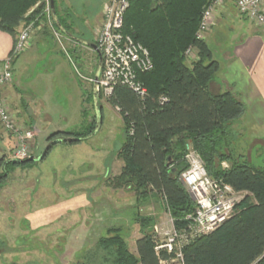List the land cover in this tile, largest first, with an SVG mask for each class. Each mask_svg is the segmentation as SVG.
I'll use <instances>...</instances> for the list:
<instances>
[{
	"label": "rangeland",
	"instance_id": "1",
	"mask_svg": "<svg viewBox=\"0 0 264 264\" xmlns=\"http://www.w3.org/2000/svg\"><path fill=\"white\" fill-rule=\"evenodd\" d=\"M46 2L45 21L19 28L20 33L33 22L42 26L15 59L13 92L2 95L17 124L33 138L28 142L29 155L17 159L13 152L18 139L13 133L3 134L0 160L24 161L32 156L37 160L8 164L6 169L5 163L0 165V174L7 173L0 182V264H108L105 253L98 250L107 230L120 228L137 253L136 240L142 235L137 217L153 218L152 224L165 222L167 202L154 194L140 199L130 186L114 185L124 166L119 155L125 141L123 119L107 97L98 95L96 103L92 80L99 65L97 52L59 32L60 40ZM58 3L59 14L68 18L74 34L97 44L102 22L95 14L97 2ZM245 122L250 121H239L241 127ZM253 128H247L244 137L231 139L232 148L264 167V145H251L249 139L253 131L260 135L264 129ZM89 131L93 133L86 139L58 142L38 159L52 141L84 137Z\"/></svg>",
	"mask_w": 264,
	"mask_h": 264
},
{
	"label": "trees",
	"instance_id": "2",
	"mask_svg": "<svg viewBox=\"0 0 264 264\" xmlns=\"http://www.w3.org/2000/svg\"><path fill=\"white\" fill-rule=\"evenodd\" d=\"M58 2L54 0L58 20L52 12L53 23L50 18L55 30L70 39L69 35L82 39L74 34L68 18L59 14ZM209 2L130 0L124 29L149 49L153 68L139 76L147 88L145 96L118 86L108 99L124 123L125 141L119 152L124 166L114 185L130 186L140 199L149 194L162 197L175 227H186V216L193 212L195 203L180 175L188 167L186 144L191 142L210 176L223 179L236 191L245 193V197L236 205L232 217L184 246V264H264V167L235 153L228 142L232 135L230 126L244 113V104L229 91L210 90L220 64L204 39L197 36ZM46 3L0 0V29L14 37L15 45L23 23L46 20ZM103 3L96 6L95 14ZM190 46L195 48L197 58L187 64L185 52ZM92 133L89 131L72 143ZM224 161L230 163L226 169L221 166ZM4 163L3 157L0 165ZM8 164L16 163L9 161L4 169ZM6 177L4 170L0 182ZM137 221L142 234L136 240L137 253L130 249L120 228H109L98 241L105 263L162 264V260L175 257V253L166 250L157 252L153 218L137 217Z\"/></svg>",
	"mask_w": 264,
	"mask_h": 264
},
{
	"label": "built area",
	"instance_id": "3",
	"mask_svg": "<svg viewBox=\"0 0 264 264\" xmlns=\"http://www.w3.org/2000/svg\"><path fill=\"white\" fill-rule=\"evenodd\" d=\"M223 2L224 0H210L205 7L197 32L199 38L203 39L216 24L215 12ZM129 5L130 0H105L101 10L102 22L98 30L97 45L102 52L103 66L98 80V95L108 99L118 86H126L140 96H145L147 88L139 76L153 68L149 49L124 29V18ZM236 5L243 16L264 29V0H237ZM48 15L51 18L50 13ZM35 26L32 23L19 33L12 52L0 64V88L12 82L14 60L28 49L34 33L42 27ZM56 35L60 39L59 32ZM195 51L190 46L185 56L190 60L196 59ZM5 133H13L19 141L13 152L15 158L29 155L28 142L33 138V133L25 131L17 124L0 94V137ZM185 159L188 167L180 175V180L193 199L195 207L186 216L187 225L184 228H176L168 212L169 218L165 222L153 226L157 252L166 250L168 253H175L172 260H162V264H184V246L194 238L214 231L232 217L236 205L245 197V193L236 191L223 179L210 176L202 156L191 142L186 144ZM222 167L226 169L229 165L223 162Z\"/></svg>",
	"mask_w": 264,
	"mask_h": 264
},
{
	"label": "crops",
	"instance_id": "4",
	"mask_svg": "<svg viewBox=\"0 0 264 264\" xmlns=\"http://www.w3.org/2000/svg\"><path fill=\"white\" fill-rule=\"evenodd\" d=\"M95 1L99 4L105 0ZM236 1L224 0L223 4L217 7L216 24L203 38L212 51L213 58L220 64L219 71L210 82L211 92L229 91L245 106L244 113L230 126L232 132V135L228 136V139L231 137L230 140L244 137L247 128L250 129L253 126V129L257 127L264 129V29L243 16L237 8ZM98 17L102 18L101 11ZM72 40L90 48L81 41ZM13 47L14 37L0 29V64L10 55ZM98 68L99 65L97 71ZM11 92L13 90L10 84L0 88V94L3 96L8 97ZM241 119L244 121L248 119L250 122H245L246 127H241L239 123ZM102 120L101 117V124ZM249 139H252L251 145H264V133L258 135L256 131H253ZM0 140L6 141L5 136L0 137ZM228 142L233 147V143ZM244 157L248 159L247 156L244 155ZM249 162L252 163V160Z\"/></svg>",
	"mask_w": 264,
	"mask_h": 264
},
{
	"label": "water",
	"instance_id": "5",
	"mask_svg": "<svg viewBox=\"0 0 264 264\" xmlns=\"http://www.w3.org/2000/svg\"><path fill=\"white\" fill-rule=\"evenodd\" d=\"M50 7H51V12H52V15H53V18L57 21V15H56V10H55V4H54V0H50ZM72 39H75L76 41H81L83 44L89 46L90 48L94 49L98 56H99V68H98V71H97V75L95 76V81L93 83V91H94V94L96 96V100L98 103V80H99V77H100V74H101V70H102V66H103V56H102V52L101 50L99 49L98 45L93 43V42H90V41H87V40H81V39H78L76 37H73L71 35H69ZM99 105V104H98ZM99 123H101V118H100V121ZM80 138L78 137H68V138H61V139H57V140H54L52 141L51 143L48 144V146L44 149V151L42 152V154L40 155V157L38 159H43L46 154L48 153L49 149L57 142H69V143H72L73 141L75 140H79ZM37 160V158L35 157H30L28 158L27 160H24V161H18V160H13V163H16V164H19V163H26V162H29V161H35ZM7 164V162L4 164L3 168H5V165Z\"/></svg>",
	"mask_w": 264,
	"mask_h": 264
},
{
	"label": "bare ground",
	"instance_id": "6",
	"mask_svg": "<svg viewBox=\"0 0 264 264\" xmlns=\"http://www.w3.org/2000/svg\"><path fill=\"white\" fill-rule=\"evenodd\" d=\"M229 166H230V164L229 163H227Z\"/></svg>",
	"mask_w": 264,
	"mask_h": 264
}]
</instances>
